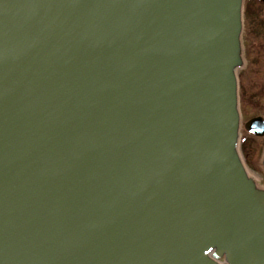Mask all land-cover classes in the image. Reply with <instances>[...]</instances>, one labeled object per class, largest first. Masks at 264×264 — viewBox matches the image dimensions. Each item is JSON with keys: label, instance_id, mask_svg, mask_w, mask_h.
<instances>
[{"label": "water", "instance_id": "95a60500", "mask_svg": "<svg viewBox=\"0 0 264 264\" xmlns=\"http://www.w3.org/2000/svg\"><path fill=\"white\" fill-rule=\"evenodd\" d=\"M243 6L0 0V264H264Z\"/></svg>", "mask_w": 264, "mask_h": 264}, {"label": "rangeland", "instance_id": "374dc122", "mask_svg": "<svg viewBox=\"0 0 264 264\" xmlns=\"http://www.w3.org/2000/svg\"><path fill=\"white\" fill-rule=\"evenodd\" d=\"M247 2L254 6V15L258 18L255 36L253 19L251 14L246 13ZM240 55L242 65L236 74L241 115L240 152L256 190L264 193V138H256L245 130V124L250 119L258 116L264 118V3L261 4L259 0H244ZM243 97L245 108L242 105ZM259 101L262 103L257 104ZM246 151L250 153V156L247 154L248 160ZM219 262L224 263L225 259L220 258Z\"/></svg>", "mask_w": 264, "mask_h": 264}, {"label": "trees", "instance_id": "16d2710c", "mask_svg": "<svg viewBox=\"0 0 264 264\" xmlns=\"http://www.w3.org/2000/svg\"><path fill=\"white\" fill-rule=\"evenodd\" d=\"M254 6L251 4V2H247L246 3V13H248V14H252L253 12H254ZM264 96V95H263ZM259 103H262L261 101H259L257 104H259ZM242 105H243V108H245V101H244V97L242 98ZM259 113H260V111H259ZM244 148H246V147H244ZM250 156V153H248L247 151H246V154H245V156L247 157V160L249 159V157H248V155ZM252 161V160H251Z\"/></svg>", "mask_w": 264, "mask_h": 264}, {"label": "flooded vegetation", "instance_id": "af4514ba", "mask_svg": "<svg viewBox=\"0 0 264 264\" xmlns=\"http://www.w3.org/2000/svg\"><path fill=\"white\" fill-rule=\"evenodd\" d=\"M260 1V0H259ZM260 3L261 4H263L264 3V1H260ZM251 19H253L252 20V22H253V24H254V29H253V36H255V27H256V21L258 20V18L257 17H255V15H254V12L251 14Z\"/></svg>", "mask_w": 264, "mask_h": 264}]
</instances>
